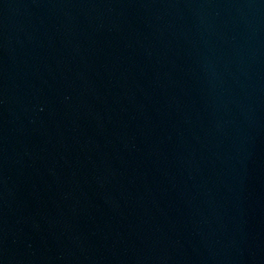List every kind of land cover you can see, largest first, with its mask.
<instances>
[{
	"label": "water",
	"instance_id": "1",
	"mask_svg": "<svg viewBox=\"0 0 264 264\" xmlns=\"http://www.w3.org/2000/svg\"><path fill=\"white\" fill-rule=\"evenodd\" d=\"M0 104L133 154L264 231V0H0Z\"/></svg>",
	"mask_w": 264,
	"mask_h": 264
}]
</instances>
